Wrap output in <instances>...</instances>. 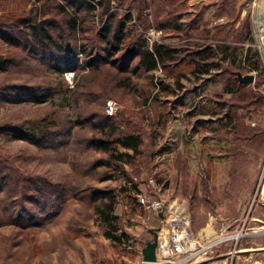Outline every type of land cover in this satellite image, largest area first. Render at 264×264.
Segmentation results:
<instances>
[{"label":"rangeland","instance_id":"obj_1","mask_svg":"<svg viewBox=\"0 0 264 264\" xmlns=\"http://www.w3.org/2000/svg\"><path fill=\"white\" fill-rule=\"evenodd\" d=\"M143 41L174 58L145 70ZM129 133L133 159L94 145ZM263 189L264 0H0V264H152L155 232L264 233ZM106 191L121 242L96 209Z\"/></svg>","mask_w":264,"mask_h":264},{"label":"trees","instance_id":"obj_2","mask_svg":"<svg viewBox=\"0 0 264 264\" xmlns=\"http://www.w3.org/2000/svg\"><path fill=\"white\" fill-rule=\"evenodd\" d=\"M82 6H90L93 8L94 2L98 0H76ZM78 20L77 18L72 19L71 28L76 29ZM110 33V28L109 31ZM145 42H141L135 47L134 55L140 58V64L142 68L147 71H153L158 68L160 63H164L167 60L173 59L176 51L166 45H156L155 49L150 51L144 49ZM118 132L117 128H113L112 134ZM94 145L97 150L103 152H113L116 150L114 146H121L124 149L132 150L134 153H122L119 157H115L117 160L122 161L124 158L133 159L140 154L141 147L143 145V139L141 135L136 133L121 134L115 137L113 140L110 139H98L94 141ZM103 200L100 205L96 208L97 212L101 216V220L107 227V236L116 242L123 240L124 234H119L120 228L118 225V216L115 215L116 195L113 191H106L102 193Z\"/></svg>","mask_w":264,"mask_h":264},{"label":"built area","instance_id":"obj_3","mask_svg":"<svg viewBox=\"0 0 264 264\" xmlns=\"http://www.w3.org/2000/svg\"><path fill=\"white\" fill-rule=\"evenodd\" d=\"M113 102L108 103L110 111L113 109ZM264 191V189H263ZM262 191V193H263ZM162 207L161 202H153L148 208L155 211ZM236 222L225 223L222 226L220 236L216 238L213 242L207 246L201 245V243L195 239L192 231L187 227H175L172 229L170 234L169 243H165L163 237L159 235V245L157 249L158 262L170 263V264H184L183 261L196 258L200 254L204 253L207 255V250L212 247L219 246L221 244L231 243L233 245L231 251H229V257L231 258V264H234V259L239 247L245 238L249 237L252 233H244L243 230L234 231L232 227ZM254 232V231H253ZM201 246V249L199 248ZM171 256H177V260L171 261ZM202 261L194 264H208L213 260V257H207L206 259H201ZM152 263V264H157Z\"/></svg>","mask_w":264,"mask_h":264},{"label":"crops","instance_id":"obj_4","mask_svg":"<svg viewBox=\"0 0 264 264\" xmlns=\"http://www.w3.org/2000/svg\"><path fill=\"white\" fill-rule=\"evenodd\" d=\"M260 72H262V71L260 70L259 67L252 69L251 74L256 77V80H255L256 83L258 81L257 74ZM263 234H264L263 232L254 231L250 235V237H254V236L256 237V236L263 235ZM146 246H147V244H146ZM232 247H233V245L228 246V247H223V248L220 247L217 250L213 249V251H215V252L212 251L210 257H213V260L219 259L221 261L214 262V263L210 262L208 264H218V263L219 264H231V258L229 257L228 253H229V251H231ZM145 248H143L142 253H143ZM261 254H264V248L250 249L249 247H245V245L242 242V244L239 247V251L237 252L236 257L234 259V264H264V260L252 261L253 258L257 259L256 256L261 255Z\"/></svg>","mask_w":264,"mask_h":264},{"label":"water","instance_id":"obj_5","mask_svg":"<svg viewBox=\"0 0 264 264\" xmlns=\"http://www.w3.org/2000/svg\"><path fill=\"white\" fill-rule=\"evenodd\" d=\"M236 76L239 82L242 84H254L256 80V77L252 74H243L242 72H237ZM154 234V241L147 243V246L142 253L143 261L146 263L158 262L157 249L159 245V234L157 232Z\"/></svg>","mask_w":264,"mask_h":264},{"label":"bare ground","instance_id":"obj_6","mask_svg":"<svg viewBox=\"0 0 264 264\" xmlns=\"http://www.w3.org/2000/svg\"><path fill=\"white\" fill-rule=\"evenodd\" d=\"M263 196H264V191H263Z\"/></svg>","mask_w":264,"mask_h":264}]
</instances>
